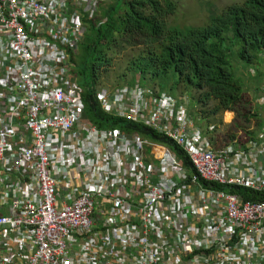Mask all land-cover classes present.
<instances>
[{"label": "built area", "instance_id": "built-area-1", "mask_svg": "<svg viewBox=\"0 0 264 264\" xmlns=\"http://www.w3.org/2000/svg\"><path fill=\"white\" fill-rule=\"evenodd\" d=\"M103 1L0 0V264H264V127L221 145L186 98L96 90L189 169L87 118L72 60ZM256 91L264 105V81Z\"/></svg>", "mask_w": 264, "mask_h": 264}, {"label": "trees", "instance_id": "trees-1", "mask_svg": "<svg viewBox=\"0 0 264 264\" xmlns=\"http://www.w3.org/2000/svg\"><path fill=\"white\" fill-rule=\"evenodd\" d=\"M176 8L170 0H111L102 8L101 16L89 24L72 63L84 90L86 116L94 126L118 128L166 143L190 169L189 157L166 138L102 111L96 90L111 63L109 53L123 40H137L132 51L136 50L138 56L129 67L133 78L139 75L144 80H153L159 89L154 90L158 92L195 93L193 100L202 107L200 116L213 117L216 121L214 117L220 113L232 112L239 122L236 130L244 131L248 140L254 139L256 130L240 129L253 121L256 128L263 127L264 122L254 111L255 102L238 77L234 60L256 69L255 74L251 73L254 69L249 71L255 82L264 79V0H245L242 4L230 5L204 28L185 30L166 27ZM131 84H136L135 80L127 85ZM211 101L216 104L210 109L207 105ZM228 118H232V114H228ZM233 138V134H228L226 139ZM237 192L246 195L244 200L251 197L246 189ZM256 197L253 195V199Z\"/></svg>", "mask_w": 264, "mask_h": 264}, {"label": "rangeland", "instance_id": "rangeland-1", "mask_svg": "<svg viewBox=\"0 0 264 264\" xmlns=\"http://www.w3.org/2000/svg\"><path fill=\"white\" fill-rule=\"evenodd\" d=\"M170 1L174 2L177 8L175 10L174 15L168 18V21L166 22V27L168 29L185 30L190 28H204L210 23L211 19L214 16L221 14L225 8L233 4H242L245 0H211L206 2L202 0ZM110 3L111 0H104L101 5L100 12L102 13V8H105ZM137 43V40H123L119 43V46L114 48L113 51L109 53L111 63L107 65V70L102 74L98 88L104 87L113 90L117 89L118 87H124L129 84V82H133L135 80V83L139 82L143 86L149 87L153 90H159L157 88L158 86H155L154 81L149 78L144 80V78L139 75L134 78L132 77V72L129 70V67L138 56V52L136 50L132 51V49L137 46ZM234 65L238 77L244 82L245 90H249V93L255 102L254 111L259 114L260 119H262L264 122V105H261V103L259 102L256 91L259 85L264 81V79L260 83L254 81V79L249 74L250 69H254V71H256L254 67L244 66L240 64V62L236 59L234 60ZM123 75H125L126 77L122 78L121 76ZM79 86L81 87L80 84ZM169 88L170 87H168V89ZM193 94L195 95V93ZM193 94L187 92H178V94L175 95L176 97L184 96L189 99V115L192 120H194L195 122L198 121L199 124L206 128L209 123L217 127L215 133V138L217 142H220L222 140V144H224V142L228 143L230 142V140L233 139H238L240 141L246 139L244 131H239L235 128L237 124L239 125V122L236 121V115L234 113H220L219 115L214 117L216 121L213 120V117L205 118L200 116L199 114L200 112H202V107L193 100ZM215 104V101H211L207 106L211 109L215 106ZM228 114H232V118L227 119ZM246 127L251 131L256 130L257 132L264 126L256 128L255 121H253L249 126L245 125V127L240 130H245ZM228 134H233L235 138L226 139Z\"/></svg>", "mask_w": 264, "mask_h": 264}, {"label": "bare ground", "instance_id": "bare-ground-1", "mask_svg": "<svg viewBox=\"0 0 264 264\" xmlns=\"http://www.w3.org/2000/svg\"><path fill=\"white\" fill-rule=\"evenodd\" d=\"M102 5V4H101ZM101 8V7H100ZM99 12H100V9H99ZM99 16H101V12H100V14H99ZM98 16V17H99ZM88 30H89V25H88ZM80 47V46H79ZM78 53H79V50H78ZM137 83V82H136ZM172 96H174V97H176L175 95H172ZM176 98H186L187 100H188V102H189V105H190V101H189V99L187 98V97H184V96H182V97H176ZM189 105H188V112H189ZM190 116V115H189ZM191 118V117H190ZM192 119V118H191ZM194 121V120H193ZM195 122V121H194ZM195 123H197V124H199V122L197 121V122H195ZM201 125V124H200ZM202 126V125H201ZM210 126H214V125H211L210 123L207 125V127H210ZM204 127V126H203ZM215 127V132H214V136H215V133H216V129H217V127L216 126H214ZM206 128V127H205ZM164 138V137H163ZM152 141V140H151ZM155 142H157V141H155ZM170 142V141H169ZM162 143V142H161ZM163 144H165V145H167L166 143H163ZM220 144L221 145H223L222 144V141H220ZM168 146V145H167ZM182 150V149H181ZM183 151V150H182ZM185 153V152H184ZM176 154V153H175Z\"/></svg>", "mask_w": 264, "mask_h": 264}]
</instances>
